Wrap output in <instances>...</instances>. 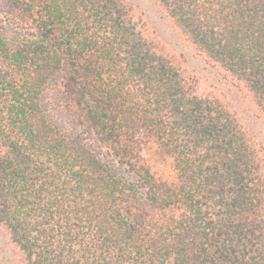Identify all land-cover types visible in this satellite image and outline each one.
<instances>
[{
	"label": "trees",
	"instance_id": "obj_1",
	"mask_svg": "<svg viewBox=\"0 0 264 264\" xmlns=\"http://www.w3.org/2000/svg\"><path fill=\"white\" fill-rule=\"evenodd\" d=\"M156 1L264 114V0ZM176 58L129 0H0V225L29 264H264V139Z\"/></svg>",
	"mask_w": 264,
	"mask_h": 264
},
{
	"label": "rangeland",
	"instance_id": "obj_2",
	"mask_svg": "<svg viewBox=\"0 0 264 264\" xmlns=\"http://www.w3.org/2000/svg\"><path fill=\"white\" fill-rule=\"evenodd\" d=\"M138 16L148 24L155 34L177 56L179 62L190 74L199 80V91L218 96L232 110H235L264 139V114L253 102L251 96L237 83L224 77L221 69L205 54L191 44L172 23L168 14L156 0H129ZM139 150L145 164L160 179L177 181L174 159L166 155L159 142L153 137L140 140ZM0 264H29L24 253L11 240L9 232L0 225Z\"/></svg>",
	"mask_w": 264,
	"mask_h": 264
}]
</instances>
